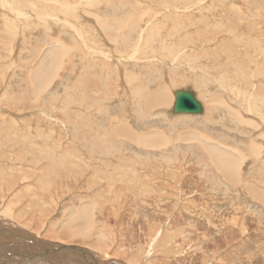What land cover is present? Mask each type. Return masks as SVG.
Instances as JSON below:
<instances>
[{
    "label": "rangeland",
    "instance_id": "rangeland-1",
    "mask_svg": "<svg viewBox=\"0 0 264 264\" xmlns=\"http://www.w3.org/2000/svg\"><path fill=\"white\" fill-rule=\"evenodd\" d=\"M92 5L106 7L102 12L108 10L110 5H117L120 6L121 14H135L136 20L141 23L154 21L151 22L150 29H147L148 34L144 33L147 35L144 40L139 38L138 49L135 56L132 54L129 64L141 63L144 70L149 62L146 53L151 58L156 57L153 61L155 66H149L150 70H147L152 78L158 80L157 83L162 80L161 83L169 88L171 106L168 109L172 110V104L174 106V93L189 86L207 112L212 107V101L208 90L202 89V85L210 87L209 90L214 94L221 93L218 95L224 98L223 93L219 92L222 89L217 88L220 86L219 78L224 82L229 81L223 79L225 71L236 75H229L234 78L230 79V86H235L239 93L242 89L250 88L247 93V97L252 96L250 103L253 104L255 97L264 96V0H0V205L12 207V213L5 212V215L10 220L24 224V228L46 240L59 241L61 237L62 241L70 242L71 245L84 244L91 247L87 240L83 243L78 238H68L66 230L62 228L63 211H68L72 203L77 208L80 201L78 199L84 200L82 197H85L88 201L101 203L103 211L99 218L95 215L101 225L95 226L97 237L93 236L94 241L101 238L102 246L105 244L112 255L132 264H264V205L253 200L243 188L235 189L219 184L199 152L192 148L188 151L175 149L179 146L197 147L202 135L194 127V130H182L183 134H194L193 140L187 143H173L171 138L174 133L169 130L166 137L172 143L164 155L157 149L159 156L153 155L155 157H152L154 159H151L149 165L138 154H123L124 158H132L135 165H139L136 168L133 167L134 164H127L130 167L129 174L132 177L135 175L133 178L137 181L135 187H132L134 191L127 188L132 184H119L111 194H108L109 191H102L106 189L103 184L102 190V185L94 186V178H100L94 176L91 171H96L88 167L86 141L88 91L98 84L88 76V67L92 66L93 60L92 57L90 63L88 53V31L93 28L88 21V7ZM66 33H73L74 40H65ZM243 38L247 39L246 43L242 41ZM248 39L250 44L247 45ZM150 41L153 44L149 52L146 45ZM163 44H167L169 49L163 48L160 51ZM54 50L62 68L58 67V73L51 80V87L47 92H41L34 98L29 92L31 72L42 58L49 52L54 53ZM59 50H62V54L58 53ZM174 50L182 54L171 55ZM125 63L124 70L129 66ZM134 73L137 76L139 74L137 71ZM103 78L110 80L105 94L101 92V96H98L102 98L101 103L106 101L104 107L119 106L120 109L124 108V112L131 114L135 105L127 108V102L130 106L133 104L129 96L130 86L122 76L117 78L112 73ZM120 104L124 105L121 107ZM117 112L113 111V114L116 115ZM257 115L250 116L257 123L256 127L250 125L253 129L248 126L250 132L244 148L239 146L243 142L233 141L231 135L227 136L238 144L235 145V150L241 152V155L243 152V160L246 159L248 164L244 172L250 167L248 173L244 174V179L250 181H264V175L258 173L260 170L264 173V125L258 121ZM174 116H181L185 120L192 115ZM223 122H226L225 119L216 120L220 132L221 125L218 124ZM177 126L181 128L185 125ZM256 136L258 139L261 136L260 140ZM126 143L129 144L130 141ZM256 143L258 149L255 150L252 144ZM15 145L18 146L15 148ZM58 159L59 162H56ZM112 165L116 166V163ZM154 168L158 172L156 180L153 179L156 177L153 174ZM165 168H169V172ZM175 168L177 172H173ZM166 182L169 185L173 182L175 188L162 191ZM120 189L123 192L120 193Z\"/></svg>",
    "mask_w": 264,
    "mask_h": 264
},
{
    "label": "bare ground",
    "instance_id": "bare-ground-1",
    "mask_svg": "<svg viewBox=\"0 0 264 264\" xmlns=\"http://www.w3.org/2000/svg\"><path fill=\"white\" fill-rule=\"evenodd\" d=\"M94 1H96V0H94ZM117 5H118V3H117ZM117 5L116 6L110 5L109 9L106 10L105 12H102V10L106 9V7L101 8L100 6L96 7V5H94V6L92 5V6L88 7V17H89L88 21H89V23H91L93 25V28L88 31V33H89V35H88V51L89 52L88 53L90 56V63H91V59L93 57L92 66L90 65V68L88 67V76L92 78V81H94V83H98V84H95V86L93 85L94 87H92L90 90L88 89L89 90L88 91V129H87L88 135H86V136H88V138L85 137L86 139H88V140H86V141H88V149H87L88 150L87 151L88 157H89L88 167L90 169L98 172V174H96V172L91 171L94 176H98V178H100L99 180L94 178L96 180V181H93L94 186L100 187L103 184L106 189L104 190L103 185H102V187H100L101 190L103 189L102 191H104L105 193L107 191H109L108 192V194H109L110 192L113 193L114 188H116V187L118 188L117 185H119V184H120V186H123V184L129 186L132 184L131 186H129V187L126 186V187L128 188V190L134 191L133 190L134 188H132V187H135V183L137 181H136V179L133 178V177H135V175H133V177H132L129 174L130 167L127 164H134L133 167H136V168H138L139 165H135L134 159H132V158H127V157L124 158L125 156L123 157V154L124 153L125 154L130 153V155L131 154L132 155L138 154V156L140 155L141 157L145 158V161L149 165L151 163V159H154L152 157H155L153 155H156V156L158 155L156 153L157 149L161 155H164L167 147L172 142L174 143L175 141H177L179 143H183V142L187 143L189 141H192L193 140L192 136L194 134L192 132L190 134H183L182 130L190 131V130H194V128H196V131L201 133V135H202V138H201V136L199 137L200 139L198 141L199 143H198L197 147L192 146V147L188 148L185 146L184 147L179 146V147H175V149L176 150L184 149V150L188 151V150H191V148H192L194 151L199 152L201 158L204 159L203 161L206 163V166H209L210 167L209 169H211L213 171V175L217 179L219 184L226 185L229 188H232V187L235 189L243 188L249 193V196H251L253 200L258 201L259 203L264 205V181H260V180L250 181V180L244 179V174L248 173L250 167H248L249 169L246 170V173H245L244 169L247 168L248 164L246 162V159L243 160V152H242V155L239 154L241 152L238 153V151L235 150V149H237V148H235V145H238V144L233 143L232 140H230L227 137V136L231 135V137L233 138V141L240 140L241 142H243V145L239 144V146L241 148H244L246 146L245 144L247 142L246 141L247 135L250 132V128L248 126L251 125L253 127H256V123H257V122L255 123L254 121H252L250 119V116L258 114L257 115L258 121L260 120L263 123L262 125H264V96L261 98L255 97V99L252 100L253 104L250 103V99H252V96H249L250 95L249 94L248 95L249 97H247V93L250 92V88L247 90L242 89L241 93H239V91L237 90V88L235 86L234 87L230 86V82H231L230 79H234L233 76H232V78H230V76L234 73L233 72H232V74L226 73L227 71H225V73H224L225 77L223 76V79L225 81H228V80L229 81L224 82L222 80V78H219V83H220L219 85L220 86L218 88L216 87L218 90L222 89L221 91L219 90V92L223 93L224 98L221 97L222 95L221 96L218 95L221 93L214 94L212 90H209V89H211L210 87L207 88V86L202 85V89H205L206 91L208 90V94H210V98H211L210 101H212V103H211L212 107L209 110H207V112H206V109H205L203 103L200 101L202 103L203 110H204L202 114L197 115V116L192 115L190 118H185V120L181 116L175 117L172 114V110L174 107L173 104H172V108H171L172 110L168 109L169 108L168 106L171 104L170 103L171 98L169 95L171 93L169 92V88H167L166 86L163 85V83H161L162 80L161 81L159 80L160 83H157L158 80L154 79V77L152 78L151 73L148 72V70H150V69H148L149 66L151 68H153V65H154L153 61L156 59V57L151 58L150 54L146 53L148 55L147 60L149 62L147 63L148 66L145 67L144 70H143V67L141 66V63H139L138 65L137 64H131V63L129 64L130 58H133V56H135V52L138 49L137 43H139V41H140L139 38L141 37L142 41L144 40V37L147 36V35H144V33L146 34L147 29L149 27H151V25H150V24H152L151 22H154V21L153 20H149L146 22L142 21V23H141L139 20H136L135 14H134V16H132L131 13L121 14L120 13L121 10H119L120 6H117ZM232 7H234V6H232ZM146 9H147V7H146ZM140 10L142 11V9H140ZM145 14H144V16H145ZM137 15H139V13H137ZM72 34L66 33V35H65L66 39L65 40H67L69 42H71V39L74 40L75 37H73ZM147 34H148V32H147ZM157 35H158V33H157ZM149 36H151V35H149ZM247 36L250 39V36L249 35H247ZM249 39H248L247 45L250 44ZM157 40H158V38H157ZM165 40H166V38H165ZM245 40L247 41V39H245V38L242 39V41H244L246 43ZM152 44H153L152 41H150L148 45L145 44L147 46V49H148V50L146 49L147 51L150 52V48H151ZM163 45L164 46H160L161 47L160 51H162L161 49H163V48L165 49L168 46L167 44L166 45L163 44ZM57 46H58V44H57ZM170 46H171V44H170ZM58 47H60V46H58ZM48 48H50V47H48ZM167 49H169V48H167ZM67 50H69V49H67ZM55 51L56 50L53 51L54 53H50L48 51L49 52L48 55H46L44 58L41 57L42 59H41L40 63L38 65L34 66L32 72H31L32 76L29 77L30 80H28V82H29V88H30L29 92L33 95V97L35 95L40 94L41 92H45L46 90H48V88L51 87L50 86L51 80L53 81L54 77H56V74L58 73V67L60 68L62 66L61 64H59L60 60L58 59L59 58L58 54L56 56ZM61 51L59 50L58 53L59 52L61 53ZM227 51H228V49H227ZM51 52H52V50H51ZM64 52H66V51H64ZM180 53L181 52H176V50H174V52H172L171 55H180ZM132 54H133V56H132ZM64 56H67V55L65 54ZM123 56L125 58H128V59H123L124 58ZM124 60H126L127 61L126 63L129 64V66L127 67V69L125 68V70H124V63H125ZM228 60L230 61V59H228ZM63 63H65V62L63 61ZM227 63H228V61H227ZM235 65H237V64H235ZM199 67H201V66H199ZM99 68H100V70H99ZM222 69H225V68L222 67ZM27 70L29 71V69H27ZM238 70H240V68ZM104 71H105V73H104ZM134 71L135 72L137 71V74L139 73L140 75L139 74H138V76L135 75ZM82 72H84V71H82ZM28 73H30V72H28ZM109 73H112L117 78H120L122 76L123 80L126 81L125 83H127L130 86L129 87V93H130L129 96H130V100L133 101V104L130 106V104L127 102L128 106H129V107L127 106V108H130V107L135 105V107H133V108H135V109H133V112L131 109V114L130 113L127 114V112H124V108L120 109L119 106L115 107V105H112L110 107H104L105 103H106L105 100H104V102L101 103L102 98H99L98 96L100 95L101 92L103 93V95L105 94V92L107 91L106 87H108V84H109L107 82L110 81V80L104 79L103 77H105V76L109 77ZM155 75H156V73H155ZM246 75L248 76V74H246ZM217 76H218V74H217ZM102 78H103V80H102ZM59 79H57V80H59ZM206 80H208V79H206ZM182 81H183V79H182ZM89 82L91 83V81H89ZM194 82H195V80H194ZM55 83H56V81H55ZM62 83H64V82L62 81ZM181 84H183V83H181ZM102 85H104V88ZM114 87H116V86H114ZM111 88H112V86H111ZM187 88H190V87L189 86L185 87V88H183V90H187ZM190 89L193 90L192 87ZM107 94L108 93H106V95ZM32 95H29V96H32ZM43 96H44V93H43ZM46 96H48V94ZM196 97H197L196 99L198 100V96H196ZM108 98H110V97H108ZM210 98H208V99H210ZM117 100H119V99H117ZM126 100H128V97ZM126 100H125V103H126ZM118 102H120V101H118ZM251 104L253 105V107ZM123 105L120 104L121 107ZM209 106H211V105H209ZM95 107H97L98 109H96ZM103 108H105V109H103ZM117 110H120V112H117ZM125 110H128V109H125ZM113 111L117 112L116 115L113 114ZM219 111H221V113ZM252 112H254V114H252ZM180 115H185V114H180ZM217 119H221L222 121H223V119H225V121H226L225 123L223 122V123L218 124V125H221V132L217 128V125H216ZM132 122L134 124H132ZM78 123H76V124H78ZM72 124H75V123H72ZM173 124H174V126H173ZM175 124L180 125V126L181 125H185V126L180 128ZM9 128H10V125H9ZM73 128H75V127H73ZM251 129H253V128L251 127ZM84 130H86V129H84ZM169 130L174 133V137L171 138L172 142L170 140H168V138L166 137V133H168ZM177 130H180V131L177 132ZM13 131H14V129H13ZM196 131H193V132L195 133ZM10 133H11V131H10ZM22 133H24V132H22ZM22 133H20V134H22ZM14 134H15V131H14ZM203 134H205V136H203ZM75 136H77V135H74V137ZM169 136H171V135H169ZM2 137H3V134H2ZM257 137L258 136H256V138ZM260 137H259V139L258 138L257 139L260 140ZM4 139H2V140H4ZM8 140L9 139H7V142H8ZM25 141H27V140H25ZM127 141H130V143L127 144L126 143ZM14 143H16V142H14ZM253 143H255V142H253ZM36 145L38 146V144H36ZM17 146L18 145H15L14 147L16 148ZM252 146L255 150L258 149L257 143H256V145L252 144ZM22 148H24V147H22ZM173 148H174V146H173ZM27 149H28V147H27ZM153 149H154V152H152ZM170 149H172V148H170ZM67 150H71V149H67ZM249 150H251V148H249ZM48 151H50V150H48ZM23 152H24V150H23ZM262 154H264V153H262ZM47 155H48V153H47ZM64 155H65V153H64ZM69 155H70V152H69ZM258 155H260V154H258ZM244 157H246V156H244ZM256 157H258V156H256ZM6 159H7V157H6ZM42 159H43V157H42ZM61 159H62V157L60 158V160ZM256 159H258V158H256ZM56 160H57V158H56ZM197 160H199V159H197ZM56 162H59V159ZM122 162H123V166H121ZM39 163H41V162H39ZM112 163H116V166L112 165ZM197 163H199V162H197ZM197 163H196V165H197ZM249 163H251V162H249ZM263 164L264 163H262V165ZM121 167H122V169H121ZM155 167H157V166H155ZM98 169H100V170L98 171ZM165 169L167 172H169V168L168 169L165 168ZM5 170L7 171V169H5ZM261 171L262 170L258 171L259 175H262V174L264 175V173H262L263 171L262 172ZM153 172H154L153 174L156 176L153 179L156 180L157 174H158L157 169L154 168ZM173 172H177L176 168L173 169ZM102 175H104V176H102ZM140 176H141V174H140ZM159 176L161 177L160 174H159ZM206 176H208V175H206ZM260 177H263V176H260ZM129 178H131V179H129ZM11 182H12V180H11ZM167 183L168 182H166V186L164 185V188H162V191H163V189L175 188V187H173V185H174L173 182L171 185H169ZM2 184H4V183H2ZM228 184H230L232 186H230ZM5 185H7V184H5ZM137 185H138V183L136 184V186ZM146 185H148V184H146ZM11 187L13 188V186H11ZM28 188L30 189L31 187H28ZM6 190H4V191H6ZM8 191H9V189H8ZM20 192H22V190ZM115 192H117V191H115ZM121 192H123V191L121 190L120 193ZM57 195L58 194H56V197H57ZM180 196L181 195H179V197ZM36 197H37V195H36ZM51 198H53V197H51ZM82 198H84V200L78 199L80 201H78L79 205H76L77 208H75V206L73 207L74 203H72L73 205H70V208L66 206L69 209H68V211L66 210V212L63 211L62 216L64 219V225H62V228H64L66 230L65 233L68 236V238H71L73 240L78 238L83 243H84V240H87L89 244L91 243L90 244L91 247L87 246V245L85 246L84 244H82V245L79 244V246H76L74 244L71 245L70 242L62 241L61 237H60L59 241H53V240L50 241V240H46V239L42 238L41 236H37V234L31 232L27 228H24V224H22L23 225L22 226L19 222L15 221V220H10L5 215V212L7 214H8V212L12 213V207L11 206H6V205L1 206L0 205V264H132L129 261H125L124 259L117 258L116 256H114V254L112 255V252H110L111 250L110 251L107 250L108 247L105 244L102 246L103 240H101V238H98V240L96 242L94 241L95 238L93 236L96 235L95 237H97V234H95V232L97 231L95 226H97V225L99 226V224H100V222H98L96 220L95 215H97L98 217L97 216L96 217L99 218V216L103 212L102 208H101V203H97L96 201L92 202L93 200H90L91 198L89 199L90 201L86 200L88 198H86V199H85V197H82ZM67 199H68V197H67ZM76 200H77V198H76ZM51 202H52V200H51ZM53 202H55V201H53ZM49 205H50V203H49ZM135 205H137V204H135ZM114 211H115V209H114ZM180 211H181V209H180ZM34 214H35V212H34ZM65 238H67V237H65ZM94 248H96L98 250H94ZM103 251H105L108 254L103 253Z\"/></svg>",
    "mask_w": 264,
    "mask_h": 264
},
{
    "label": "water",
    "instance_id": "water-1",
    "mask_svg": "<svg viewBox=\"0 0 264 264\" xmlns=\"http://www.w3.org/2000/svg\"><path fill=\"white\" fill-rule=\"evenodd\" d=\"M175 102L172 110L173 115H200L203 113L202 103L197 100L195 91L187 88V90H178L174 93Z\"/></svg>",
    "mask_w": 264,
    "mask_h": 264
}]
</instances>
